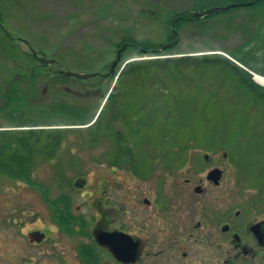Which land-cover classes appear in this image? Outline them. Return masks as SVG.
Masks as SVG:
<instances>
[{"label":"rangeland","instance_id":"rangeland-1","mask_svg":"<svg viewBox=\"0 0 264 264\" xmlns=\"http://www.w3.org/2000/svg\"><path fill=\"white\" fill-rule=\"evenodd\" d=\"M191 1L0 0V12L4 29L15 35V39L28 40L34 49L39 48L40 55L64 61L80 71L93 72L109 65L117 50L112 43L123 37L126 30L137 38L166 44L172 29L178 26L176 18L165 22L168 9L188 11L192 7ZM142 7H146L148 13H140ZM104 8L106 15H101ZM247 8L238 7L232 11L237 19L230 27L226 26L230 21L226 24L224 16H217L204 28L200 26L205 18L183 26L178 30V46L171 52L162 50L160 56L141 55L128 48L117 67L118 74L126 62L131 61L142 63L214 53L227 55L223 51H231L244 43V28L238 32L235 25L244 26V15L250 12ZM242 20V24L238 23ZM19 43L23 51L29 50L22 41ZM228 58L235 62L230 56ZM65 63L62 65L68 69ZM5 64L0 63V67ZM91 68L95 69L90 71ZM237 73L235 67L225 66L223 62L215 65L174 61L162 65L152 63L149 69L138 70L130 78H122L123 81L107 80L101 88L96 86V78L83 82L70 78L61 86H51V82L43 79H27L20 86L29 101L39 97L48 105L60 100L72 106L84 102L95 114L112 93L111 104L106 105L97 124L106 118L107 122L114 123L116 119L113 121L112 118L117 114L121 123L129 124L135 111L139 116L142 113V119L150 121V131L148 128L143 132L146 141L143 154L148 151L147 155L155 157L156 167L161 165L157 160L160 156L171 158L178 153L188 161L192 153H197L192 162H185L180 170L204 171L206 153L217 160L226 152L231 156V163L219 161L220 168L236 172L238 179L242 173L246 174L247 181L260 189L264 185V103L241 83ZM5 78L8 75L1 70L0 85ZM7 112L0 113L1 125H11ZM57 120L61 119H53L54 122ZM66 131V142L58 149L57 158L50 161L39 156L35 164L36 181L49 189L53 187V195L59 188L57 172L63 177L68 172L69 178L83 173L94 185L99 182L100 173L111 170L108 164L96 163L95 159L103 155V151L109 154L112 146L109 140L116 139L115 135L112 137L113 133L107 134L102 145L90 146L82 144V139L89 140L85 129ZM92 134L89 131L91 137L95 136ZM143 154L140 152L141 156ZM128 172L119 169L116 173L120 179L117 200L126 208L130 207L134 180ZM109 175L106 178L111 181ZM63 187L69 191L68 186ZM75 191L72 193L78 196L79 203L87 205L83 196L90 193ZM47 219L48 209L38 192L0 174V264H55L49 246L36 249L24 245V233L44 227ZM122 220H126L124 216ZM21 249L26 251L25 259L20 257Z\"/></svg>","mask_w":264,"mask_h":264},{"label":"flooded vegetation","instance_id":"flooded-vegetation-1","mask_svg":"<svg viewBox=\"0 0 264 264\" xmlns=\"http://www.w3.org/2000/svg\"><path fill=\"white\" fill-rule=\"evenodd\" d=\"M101 114L86 124L55 127L85 129L89 140L82 144L90 146L102 145L108 133L116 136L109 140V154L103 151L95 159L111 169L100 173L98 183L91 185L83 173L69 178L68 172L64 177L57 172L59 188L53 195V187L37 182L34 172L30 182L20 181L38 192L48 209L46 225L24 233L25 246H49L55 264H264V185L255 188L246 174L239 181L236 172L220 168L219 161L231 163L226 152L217 160L206 153L204 171L180 170L197 153L188 161L178 153L160 156L156 167L155 157L143 154L150 121L142 113L135 111L129 124L121 123L118 114L114 123L106 118L97 124ZM119 169L134 179L129 208L117 200ZM216 169L218 181L213 179ZM75 190L90 193L83 196L87 205L79 203Z\"/></svg>","mask_w":264,"mask_h":264},{"label":"trees","instance_id":"trees-1","mask_svg":"<svg viewBox=\"0 0 264 264\" xmlns=\"http://www.w3.org/2000/svg\"><path fill=\"white\" fill-rule=\"evenodd\" d=\"M253 2L254 0H192L190 10H174L168 9L167 18L165 22H169L172 18H176V32L172 29L168 36L166 44H158L148 39L137 38L132 35L131 32L125 31L124 36L118 41L113 42L114 49L121 48L124 44H127V49L137 51L141 55L160 56V52L164 50L165 53L171 52L178 46L180 39L177 41L176 33L183 26L197 23L205 18L206 21L201 24L200 28L207 27L210 22L217 18V16H224V21H230L227 27L231 26V23L237 19L236 14H233V10L236 8L214 13L210 16L199 19H188L192 13L204 12L209 8L217 7L218 5H228L230 3H244ZM247 7H245L246 9ZM247 9L250 12L244 15V26L235 25V30H241L244 28V43L234 48L231 51H223L236 62L241 64L245 69L258 75L264 76V0H259L255 4L249 6ZM233 11V12H232ZM140 13H148L146 7H142ZM101 15H106V9H103ZM2 19H0V22ZM239 32V31H238ZM0 33L3 36L0 37V63H7L1 70L6 71L8 78H5L0 85V113L8 111L7 114L11 118V125L0 124V174L9 177L11 179L19 181H28L32 179V174L35 169L37 157H46L47 159L54 158L58 149L61 148L62 142L66 139L68 129L61 128H46L53 126H70L81 125L91 121V118L95 116L94 111H91L87 105L75 104L68 105L64 101H52L48 105L43 98H31L28 100L27 95L21 88L27 79L31 81L46 80L51 82V86L63 85V82L70 79L67 76L58 74V67L53 65L52 67H44L40 65L36 57L32 55L29 50H22L19 46L20 43L14 38L11 32L6 34L0 27ZM39 49V48H37ZM126 49V50H127ZM45 49H40V51ZM125 50V52H126ZM124 52V53H125ZM122 53V57L123 54ZM146 60L142 63L136 61L129 62L124 66L121 73L118 75L116 69L114 74L109 77H97V85L101 88L107 80L114 79L118 76L117 81H123L122 78H130L136 71H145L149 69L152 63H158L162 65L165 62H182L191 61L194 64L199 62L200 64H225L230 68L237 70V75L241 78L243 85L247 86L251 93L264 103V88L257 85L251 79V74L236 64L231 59L222 54H208L200 56H184L175 58H164V60ZM65 63L64 61L61 62ZM68 69L81 70L79 68H72L65 63ZM1 66V65H0ZM100 70L106 73L109 65L105 64ZM85 69V68H83ZM95 68L89 69L90 71ZM0 70V71H1ZM73 79V78H71ZM80 80L79 82H81ZM83 82V81H82ZM86 81L85 83H87ZM129 83V82H128ZM51 89V88H49ZM106 94V92H105ZM112 94V93H111ZM109 95L102 110L108 103L111 104L112 95ZM43 96L47 97L46 93ZM116 105V102L114 103ZM114 105V106H115ZM56 117L61 120L53 121ZM59 122L63 123L60 124ZM41 187V186H39Z\"/></svg>","mask_w":264,"mask_h":264},{"label":"water","instance_id":"water-1","mask_svg":"<svg viewBox=\"0 0 264 264\" xmlns=\"http://www.w3.org/2000/svg\"><path fill=\"white\" fill-rule=\"evenodd\" d=\"M257 1H259V0H254L253 2H246V3H230V4L225 5V6L208 9V10H206L204 12L192 13L190 18L191 19H198V18H201V17L210 16V15H212L214 13L224 12V11L231 10V9H234V8H238V7H248V6H251V5L255 4ZM174 31H175V29H174ZM25 43H28V42H25ZM126 48H127V44H124L121 48H119L117 50L115 58L110 62V68H109V72L108 73L104 74L103 72H100V71H96V72L72 71V70H67V69H61L59 72L62 75H65V76H68V77L78 78V79H81V80H88V79L95 78L97 76H105V77H107V76H109V74H111V73H113L115 71L118 63L121 61V54H122V52L125 51ZM30 49L32 51V54L38 59L40 64H42L44 66H51L53 64L60 65V62L58 60H56V59H48L45 56H38L37 52L33 48L30 47ZM249 73L252 75V80L254 82H256L257 84H259L256 81V79H255L256 74L253 73V72H250V71H249ZM259 85L261 87H264L261 84H259ZM213 173H214L213 179L218 181L220 179V170L216 169V170H214Z\"/></svg>","mask_w":264,"mask_h":264},{"label":"bare ground","instance_id":"bare-ground-1","mask_svg":"<svg viewBox=\"0 0 264 264\" xmlns=\"http://www.w3.org/2000/svg\"><path fill=\"white\" fill-rule=\"evenodd\" d=\"M255 79H256V81H257L259 84H261V85L264 86V77H263V76H261V75H256Z\"/></svg>","mask_w":264,"mask_h":264}]
</instances>
